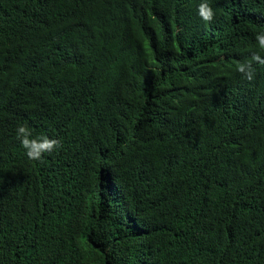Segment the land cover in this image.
Here are the masks:
<instances>
[{
	"label": "trees",
	"instance_id": "trees-1",
	"mask_svg": "<svg viewBox=\"0 0 264 264\" xmlns=\"http://www.w3.org/2000/svg\"><path fill=\"white\" fill-rule=\"evenodd\" d=\"M142 1L0 0V264H264V0Z\"/></svg>",
	"mask_w": 264,
	"mask_h": 264
},
{
	"label": "clouds",
	"instance_id": "clouds-1",
	"mask_svg": "<svg viewBox=\"0 0 264 264\" xmlns=\"http://www.w3.org/2000/svg\"><path fill=\"white\" fill-rule=\"evenodd\" d=\"M107 0H75L76 5L86 14L91 15L95 12V6L97 2L104 3ZM133 0H123L116 8L111 10L117 0H115L112 7L99 10L96 13L95 19L96 22L102 24L104 28H109L114 12L117 8H121L124 5L126 13H128V8L131 5ZM140 3H144L142 0H137ZM146 1V0H145ZM154 1V0H151ZM198 15L200 18L208 23L211 22L214 18V11L210 7L208 0H202L198 6ZM256 40L258 42L259 52L258 54H253L249 60L244 62H238L236 64V70L243 75L244 78L240 80L242 86H234L233 88L228 85L221 86L225 93L234 98L245 101L246 99L250 100L258 89L252 85V80L254 78L255 69L253 67L254 63H259L261 65L256 66L258 70H264V32H260L256 35ZM16 136L20 140V143L25 149L26 156L33 161H39L43 158L44 154L52 153L60 147V141L55 138H49L47 135H41L38 137H33L32 131L26 126L21 125L16 129Z\"/></svg>",
	"mask_w": 264,
	"mask_h": 264
}]
</instances>
